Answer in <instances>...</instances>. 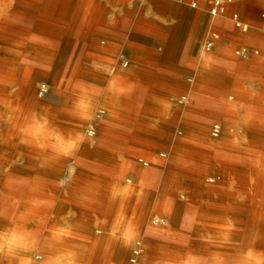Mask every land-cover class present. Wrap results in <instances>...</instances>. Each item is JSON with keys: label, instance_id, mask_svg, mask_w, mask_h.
Returning <instances> with one entry per match:
<instances>
[{"label": "bare ground", "instance_id": "6f19581e", "mask_svg": "<svg viewBox=\"0 0 264 264\" xmlns=\"http://www.w3.org/2000/svg\"><path fill=\"white\" fill-rule=\"evenodd\" d=\"M4 23L3 21V25ZM23 48L0 37V103L6 104L5 90L28 84L21 77L15 83L21 59L32 64L25 65L21 75L32 74L36 82L45 79L44 72L49 69L50 60L41 56H29L25 51L21 57ZM38 65L40 69L34 67ZM77 68L74 65L72 70L77 71ZM78 74L83 76V80L74 78L71 88L66 84L65 91L58 93L70 102L62 110L61 107H54V113L51 114L46 110L45 103L35 102V95L42 98L45 94L57 91L41 82L36 86L34 81V84L29 83L34 87V92L26 94L29 97L26 100L30 101L27 106L19 104V100L15 101L14 91L12 100L5 106L4 114H0V121L5 126L3 132H0V224L11 221L21 226H36L42 232L41 239L44 240L49 227L62 220L70 222L77 233L76 240L70 243L81 250V264H156L161 260L164 264H183L184 258L192 253L197 254L201 260L220 255L226 264H233L234 257L245 248L253 244L257 248H264V184H259V181L257 184H209L204 172L194 179L193 184H182L185 182V175H179L180 170H185L190 160L196 156L206 162L208 168H220L223 167L220 162L224 161L227 151L239 154L244 151L241 165L251 168L255 166L250 151H246L237 137L225 139V127L219 122L214 127V124H204L208 130L207 133L201 132L204 138L198 137L193 141L181 138L178 147L183 149L179 147L178 152L170 153L166 150L163 157L171 162V166H168L169 170L162 177L163 184H127V172L135 162L130 159L121 161L114 174L116 184L91 186V190L88 186L83 187L74 182L71 184V181L69 184L57 183L63 170L58 166L69 160H51L47 154L22 142L20 128L30 113L47 115L54 125L59 116L71 118L76 127L63 128L62 125L67 122L62 119V122L57 121L62 126L59 128L65 133L83 131L88 123L74 118L76 112L73 105L76 97L86 92L93 94L96 118L90 123L95 128L96 136L91 146L88 143L83 146L93 147L105 156L115 151L112 147L115 141L122 140L117 132H129L127 129H118L125 123L119 120V111L113 105L124 104L130 95L117 100L109 94L106 84H102L105 91L100 95L97 89L99 83L94 80L96 70L93 65L83 67ZM117 78L123 82L127 79L123 76ZM90 79V82H84ZM197 79L194 78L195 82ZM180 102L183 99L180 98ZM138 131L152 133L151 128H139ZM232 134L236 136V131ZM16 149L24 154L18 155L15 153ZM133 150L134 148H130L129 152ZM150 150L142 155L151 161L163 159ZM82 153L80 149L76 157V169H79V155ZM31 154L36 165L32 178V171L26 164ZM17 157L22 158L23 164H17ZM100 160L106 162L102 157ZM152 171L154 169L149 168L150 181L155 175V171ZM241 174L251 178L247 170L242 169ZM120 185H126L123 189L125 194L113 196L114 192L120 190ZM33 200L38 202L36 207L31 204ZM122 226L134 230L137 235L131 245L125 246L121 242Z\"/></svg>", "mask_w": 264, "mask_h": 264}, {"label": "rangeland", "instance_id": "374dc122", "mask_svg": "<svg viewBox=\"0 0 264 264\" xmlns=\"http://www.w3.org/2000/svg\"><path fill=\"white\" fill-rule=\"evenodd\" d=\"M165 1L179 3L191 11L203 13L207 17V28L205 34L203 39L198 42V56L200 57L202 54H209L211 61H209V70H203L200 68H196L195 70V73L200 75L197 79V83L204 91V94L200 97L198 103L196 104V108H188L185 103H182L179 109L178 107H173L171 110L164 112L161 105L157 104V107L152 103H143V108H138L135 112H141V115L146 117L144 118L146 125H140V123H138L139 125L123 124L121 126L122 128L119 127V130L126 131L127 129L129 132L124 134L123 132L118 131L117 134L119 137H122V140L115 141L112 144L115 151L110 154H106L105 156L93 147L89 148L82 146L80 149L83 153L79 155V169H76L75 167V164H77L76 157L77 154H79L78 152L71 160L67 161L66 164H60L58 166L63 170L61 177L56 181L57 183L69 184V181H71V184L74 182V184H79L83 187L88 186L87 188L91 190H93L92 187H97L103 184H116L114 174L120 167L121 161H127L130 159L138 161V163H142L148 168H152L159 172L160 176L157 177L156 184H161L163 182V173L166 170H169V167L171 166V162H168V160L163 157L166 150L170 153L178 152L179 147L183 149L181 146L178 147V142L181 141V138L188 141L197 140L198 137L204 138L201 132H208V130L204 127V124H214V127L215 124L219 122L225 127L226 132L223 134L226 137L225 139L227 140L229 137L231 139L232 137H237V140L245 146L246 151H250L251 160H253L255 166L251 168V166L246 167L243 166V164L241 165L244 151L242 154L234 151H227L224 161L222 163L220 162V164H223V167L220 168H208L209 165L196 156L190 160V163L187 167H185V170H180L181 174L179 175H185V182L182 184H193L195 182L194 179H196L197 176L203 172L207 175L206 181L209 184H257L258 181L259 184H264V18L261 16L262 12H264V0H233L232 3L227 5L225 15L216 17H212L209 13V7L212 0H201L199 6L196 8L190 6V0ZM125 6L132 12L130 19L131 27L137 23L139 13L144 19H156L150 12L152 7L148 0H128ZM116 8H121V6H117ZM233 13H237L236 20L231 19V14ZM4 15L6 16L7 14ZM236 22H239V25H237ZM5 23L3 38L7 41H12L11 26L7 23L6 25ZM59 31L60 30H53L52 34H48L51 41L49 46H47L48 50L44 55L50 60V67L49 69H44L45 79L40 81L48 87L55 89L57 93L50 92L49 94H45L42 98L36 97L35 95V102L40 101L44 104V100L48 99L54 104L51 106L46 104V110L51 112V114L54 113V107H58L60 104L61 94L58 93H63L64 91L61 92L59 90H65L66 84H68L67 87L71 88L70 85L75 79L79 78L83 80V76L81 77L78 73L83 70V67L93 65V61L90 58L93 52V46H87L82 53L80 46L76 45L72 41V35L75 33L74 29H67V35L65 34L66 30H61L60 34ZM60 37L62 38L60 39ZM131 38L139 43H143V40L140 37H135L134 33L131 35ZM211 38L214 40V43L212 47L206 48V42ZM61 41H63L62 45H60ZM22 42L23 40H21L20 46L21 48H24L20 53L21 57L23 56L22 52L24 53L25 51V53H28L29 51L28 46L26 48V45ZM183 44L184 42L181 40V43L179 44L180 49L183 47ZM99 47L101 54H106L108 52V48L104 44H100ZM94 51L96 52V50ZM193 51L195 52V48ZM79 53L81 56L83 54V58L78 56ZM250 60L258 63L257 71L260 74V77L255 76L254 82L251 83L248 76H242L245 78V81L243 86L244 92H241V96L245 99L243 100V103L249 106L245 107L242 106L243 103L237 100V94L231 93L233 89H237V86L232 84L233 78L227 73H234L236 72V69L230 67L215 69L213 66L219 63L227 64L229 61L245 62ZM20 63L21 64L18 67L20 73L25 65H32L22 59ZM74 65L78 66L77 71L79 72L72 70ZM98 65L100 67L97 68V70H100L101 73L99 74L98 71H96L94 80L97 84L99 83V87H97V89L99 90L100 95H102L105 90L101 86L102 84H106L109 79L104 72L113 69L114 65L111 61H101ZM34 67L37 69L41 68L39 65ZM6 68H8V66H6ZM252 73H255V71L250 70L245 74ZM209 74L216 75L214 77L219 78V81L217 80L215 83L213 81H208L207 78L210 76L207 75ZM17 78L18 77L16 75V84L19 81V78ZM21 78L24 83L28 82L27 76L24 75L23 77L21 76ZM222 79L229 82H223ZM86 81L90 82L91 79L85 80L84 82ZM40 82L35 81L34 83L38 86ZM12 88L5 90L4 98L6 100V104L12 100ZM248 89L251 91H247ZM257 89L262 90L258 91ZM68 93L71 92L68 91ZM184 95H186V92H182L180 98L182 99ZM15 98V101L17 102L16 94ZM6 104L5 102L0 103V114L2 115L5 112ZM123 105L124 104H116V106H119L120 108H122ZM145 106L149 107L147 108ZM64 119L67 123L65 122L66 124L62 125L63 128L76 127L73 123V119ZM55 121L56 126L62 127L59 123H57V121L62 122V118L60 116L57 120L55 119ZM4 128L5 126L3 121H0V132H3ZM139 128H151L152 133H140L138 131ZM234 131H236V136L232 134ZM211 135L213 136V133H211ZM169 137L170 139H168ZM130 148L139 150L141 155H129ZM149 149H151L150 151H155L156 155H160L159 157L163 159L151 161L149 158L142 156V154L149 151ZM15 153L18 155L24 154L23 151L18 149L15 150ZM88 154L91 157H89ZM101 157L104 158L106 162H102L100 160ZM257 157L258 159H256ZM34 159V156L31 154V156H29V162L26 163L29 166L28 168L32 171L30 176L31 178L32 175L34 176L36 168ZM23 162L24 161L21 157H17L18 165L23 164ZM258 162L260 164L257 166ZM242 169L247 170V173L251 174V178H246V176L244 177V175L241 174ZM158 262L159 264H164V261L162 260ZM158 262H156V264H158Z\"/></svg>", "mask_w": 264, "mask_h": 264}, {"label": "crops", "instance_id": "0c3cea01", "mask_svg": "<svg viewBox=\"0 0 264 264\" xmlns=\"http://www.w3.org/2000/svg\"><path fill=\"white\" fill-rule=\"evenodd\" d=\"M127 1L0 0V37H3L4 34V21L11 26L12 42L15 45L20 46V42L23 40L29 48V56H41L48 59L44 55L51 41L48 34H52L53 30H60L59 34L61 30H66L65 34L67 35V29H74L72 41L80 46L81 52L87 46H93L90 56L93 65H98L101 61H111L114 65L112 70L118 73V76L127 78L124 83L131 82L135 85L134 92L125 100L122 108L116 106L118 103L113 105V108L119 111V113L117 112L119 120L125 124L146 123L144 121L146 117L142 116L141 112H135L136 109H141L143 103L161 105L164 112L173 107L179 109L182 103H185L188 108L195 109L200 97L204 94L200 85L194 80L200 76L195 73V70L196 68L209 70V61H211L209 54L198 56V42L203 39L205 34L207 17L203 13L191 11L184 5L173 1L148 0L152 7L150 12L156 19H144L139 13L137 23L131 27L132 12L125 6ZM117 6H121V8L117 9ZM133 33L135 37H140L143 43L132 40ZM181 40L184 44L180 49ZM100 44L107 46L106 54L100 53ZM78 56L81 54L79 53ZM81 58H83V54ZM213 67L215 69L223 67L236 69V72L227 74L232 76V84L237 86V89H233L231 93L237 94L236 98L241 103L245 100L241 96V92H244L245 81L242 76H248L251 83L254 82L255 76L260 77L257 71L258 63L253 60L229 61L227 64L219 63ZM94 68L99 74L101 73L97 67ZM250 70L255 73L245 74ZM17 74L18 78L24 76V74L21 75L19 69ZM25 76L28 77V84L12 88V92L16 91L14 93L17 94V101L19 100V104L22 106H27L30 103L29 100H26L29 98L26 94L34 92V87L29 84L35 81L34 76L32 74ZM207 76H210L207 78L208 81L214 83L219 81V78L214 77L216 75L209 74ZM222 80L229 82L225 79ZM257 90L261 91L262 89ZM182 92H186V95L182 97L183 102H180V93ZM60 98L58 107H61L62 110L67 104L69 105V102L64 96L60 95ZM44 103L48 106L54 105L48 99H45ZM242 106L249 107L244 103ZM121 114L123 115L121 116ZM129 155L136 156L141 153L134 149L133 152H129ZM154 171H152L155 173L154 178L150 181L149 168L135 161L127 172V184H156V179L160 175L159 172ZM166 172L167 170L162 177Z\"/></svg>", "mask_w": 264, "mask_h": 264}, {"label": "clouds", "instance_id": "9594fccd", "mask_svg": "<svg viewBox=\"0 0 264 264\" xmlns=\"http://www.w3.org/2000/svg\"><path fill=\"white\" fill-rule=\"evenodd\" d=\"M104 74L109 77L107 90L115 99L125 98L134 92L135 85L118 79L119 74L115 71ZM73 107L76 112L74 118L88 123L83 131L65 133L47 115L32 112L20 128L22 142L47 154L51 160H71L85 143L91 146L96 136L95 128L90 123L96 118L93 94L80 93ZM124 187L126 185H120V190L114 192L113 196H123ZM31 204L36 207L38 202L33 200ZM41 236L42 232L36 226H21L11 221L0 224V264H81V250L70 243L77 237L72 223L62 220L46 230L44 240ZM136 236L134 230L122 226L120 239L125 246L131 245ZM183 264H226V261L220 255L201 260L192 253L184 258ZM233 264H264V248H257L255 244L245 248L234 257Z\"/></svg>", "mask_w": 264, "mask_h": 264}, {"label": "built area", "instance_id": "2783aa9c", "mask_svg": "<svg viewBox=\"0 0 264 264\" xmlns=\"http://www.w3.org/2000/svg\"><path fill=\"white\" fill-rule=\"evenodd\" d=\"M201 0H190L189 4L191 7H198ZM233 0H212L210 7H209V13L212 17L216 16H223L225 15L227 11V5L232 3ZM262 18H264V12L261 14ZM231 19L236 20L237 19V13L231 14ZM237 25H239V22H236ZM214 43V40L211 38L206 42V48L212 47Z\"/></svg>", "mask_w": 264, "mask_h": 264}]
</instances>
